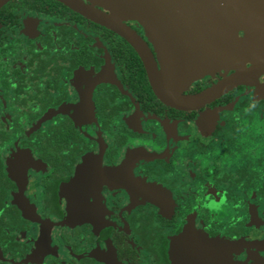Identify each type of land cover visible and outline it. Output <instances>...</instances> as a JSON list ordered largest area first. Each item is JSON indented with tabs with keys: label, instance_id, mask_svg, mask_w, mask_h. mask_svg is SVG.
<instances>
[{
	"label": "flooded vegetation",
	"instance_id": "af4514ba",
	"mask_svg": "<svg viewBox=\"0 0 264 264\" xmlns=\"http://www.w3.org/2000/svg\"><path fill=\"white\" fill-rule=\"evenodd\" d=\"M122 22L166 78L146 28ZM234 73L165 100L114 29L57 0L6 1L0 263L264 264V72Z\"/></svg>",
	"mask_w": 264,
	"mask_h": 264
},
{
	"label": "water",
	"instance_id": "95a60500",
	"mask_svg": "<svg viewBox=\"0 0 264 264\" xmlns=\"http://www.w3.org/2000/svg\"><path fill=\"white\" fill-rule=\"evenodd\" d=\"M6 1L0 0V6ZM57 1L124 36L142 58L156 93L165 100L181 99L176 90L185 82L218 67L235 69L228 83L264 72V0ZM123 17L138 21L153 37L166 78ZM245 57L252 59L250 66L241 62Z\"/></svg>",
	"mask_w": 264,
	"mask_h": 264
},
{
	"label": "trees",
	"instance_id": "16d2710c",
	"mask_svg": "<svg viewBox=\"0 0 264 264\" xmlns=\"http://www.w3.org/2000/svg\"><path fill=\"white\" fill-rule=\"evenodd\" d=\"M0 264H2V263H0Z\"/></svg>",
	"mask_w": 264,
	"mask_h": 264
}]
</instances>
